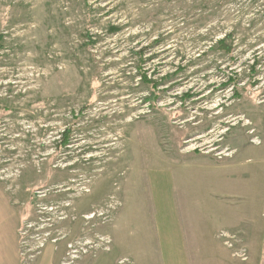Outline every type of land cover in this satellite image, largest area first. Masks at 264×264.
Returning a JSON list of instances; mask_svg holds the SVG:
<instances>
[{
    "label": "rangeland",
    "instance_id": "1",
    "mask_svg": "<svg viewBox=\"0 0 264 264\" xmlns=\"http://www.w3.org/2000/svg\"><path fill=\"white\" fill-rule=\"evenodd\" d=\"M0 196L25 264H182L170 204L186 264H264V0H0Z\"/></svg>",
    "mask_w": 264,
    "mask_h": 264
},
{
    "label": "crops",
    "instance_id": "2",
    "mask_svg": "<svg viewBox=\"0 0 264 264\" xmlns=\"http://www.w3.org/2000/svg\"><path fill=\"white\" fill-rule=\"evenodd\" d=\"M168 221L171 224V228L163 227V229L159 227V238H160V246L167 248L172 247L174 250V257H178L181 259L182 264H186L185 262V254L183 252L184 248V238L180 229L174 220V214L171 212V204L168 206ZM7 208L1 207V196H0V264H25L20 260V252H19V239L17 238L18 226L15 217H8ZM165 218H161V222H163ZM168 229L170 233L168 232ZM165 260L171 262V258L169 255H165ZM45 264H53V262H44Z\"/></svg>",
    "mask_w": 264,
    "mask_h": 264
},
{
    "label": "trees",
    "instance_id": "3",
    "mask_svg": "<svg viewBox=\"0 0 264 264\" xmlns=\"http://www.w3.org/2000/svg\"><path fill=\"white\" fill-rule=\"evenodd\" d=\"M213 48H214V50L221 51V52L228 54L231 57H233V53L235 50L233 35L231 33L227 34L224 38L218 40L216 42V44L213 46ZM143 77H144L145 81L150 83V86H152L153 88H156L158 86V84H157V82H155V80L149 79L148 76H146L145 74L143 75ZM226 83L228 84V81ZM229 83H234V87L236 88V90H235L236 93H239L240 90H243L244 93L247 95L248 92L246 89L237 88L238 87L237 75L234 76V78L229 77ZM254 95H256V94L254 93ZM71 132H72L71 128H67V129L63 130L62 135H61V140H60L61 146H67L70 143Z\"/></svg>",
    "mask_w": 264,
    "mask_h": 264
}]
</instances>
